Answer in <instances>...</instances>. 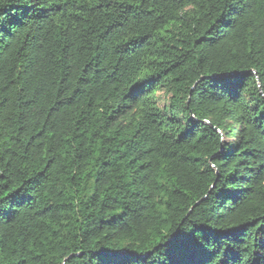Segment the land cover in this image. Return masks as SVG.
I'll return each mask as SVG.
<instances>
[{
    "label": "trees",
    "instance_id": "1",
    "mask_svg": "<svg viewBox=\"0 0 264 264\" xmlns=\"http://www.w3.org/2000/svg\"><path fill=\"white\" fill-rule=\"evenodd\" d=\"M0 264H264V0H0Z\"/></svg>",
    "mask_w": 264,
    "mask_h": 264
}]
</instances>
